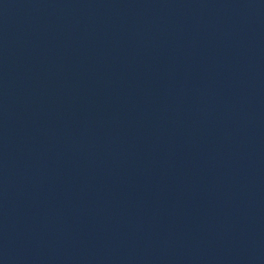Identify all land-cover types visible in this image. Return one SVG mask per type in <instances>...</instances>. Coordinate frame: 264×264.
<instances>
[{
  "label": "water",
  "instance_id": "water-1",
  "mask_svg": "<svg viewBox=\"0 0 264 264\" xmlns=\"http://www.w3.org/2000/svg\"><path fill=\"white\" fill-rule=\"evenodd\" d=\"M0 264H264V0H0Z\"/></svg>",
  "mask_w": 264,
  "mask_h": 264
}]
</instances>
